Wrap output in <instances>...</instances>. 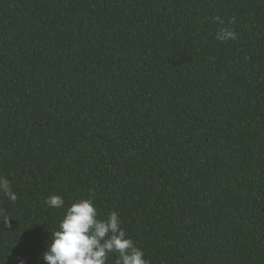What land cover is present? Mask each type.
<instances>
[{
	"label": "trees",
	"instance_id": "obj_1",
	"mask_svg": "<svg viewBox=\"0 0 264 264\" xmlns=\"http://www.w3.org/2000/svg\"><path fill=\"white\" fill-rule=\"evenodd\" d=\"M0 176V264L90 190L149 264H264V0H0Z\"/></svg>",
	"mask_w": 264,
	"mask_h": 264
},
{
	"label": "clouds",
	"instance_id": "obj_2",
	"mask_svg": "<svg viewBox=\"0 0 264 264\" xmlns=\"http://www.w3.org/2000/svg\"><path fill=\"white\" fill-rule=\"evenodd\" d=\"M236 35L221 22L216 39L227 42L235 40ZM0 195L13 203L18 199L4 176H0ZM44 203L64 209L57 229L45 242L46 249L40 257L44 264H109V254L115 256L112 264H149L143 250L127 236L116 211H110L103 218L100 216L91 190L88 198L76 199L67 207L59 195L45 197ZM9 220L4 222L6 227H10ZM16 264H26V261L20 257Z\"/></svg>",
	"mask_w": 264,
	"mask_h": 264
}]
</instances>
